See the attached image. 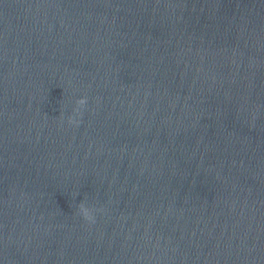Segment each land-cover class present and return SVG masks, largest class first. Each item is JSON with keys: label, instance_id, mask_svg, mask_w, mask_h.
I'll return each instance as SVG.
<instances>
[{"label": "clouds", "instance_id": "9594fccd", "mask_svg": "<svg viewBox=\"0 0 264 264\" xmlns=\"http://www.w3.org/2000/svg\"><path fill=\"white\" fill-rule=\"evenodd\" d=\"M86 103H87V98L86 97H82L79 100H77V104L80 106V108L77 109V113L78 114H80L81 108H83V106H85ZM68 123L69 124H78L79 121L76 120L74 117H69L68 118ZM78 212H79V214L82 216V218L85 221H88V222H93L94 221L93 209H91L90 207L85 205L83 202L79 204Z\"/></svg>", "mask_w": 264, "mask_h": 264}]
</instances>
